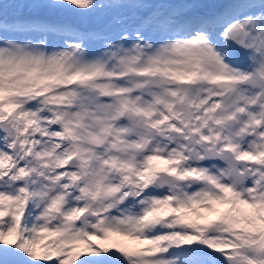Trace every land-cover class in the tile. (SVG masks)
<instances>
[{
  "label": "snow or ice",
  "instance_id": "6c2138e0",
  "mask_svg": "<svg viewBox=\"0 0 264 264\" xmlns=\"http://www.w3.org/2000/svg\"><path fill=\"white\" fill-rule=\"evenodd\" d=\"M0 264H264V0H0Z\"/></svg>",
  "mask_w": 264,
  "mask_h": 264
}]
</instances>
